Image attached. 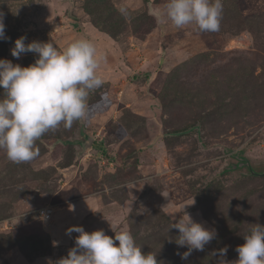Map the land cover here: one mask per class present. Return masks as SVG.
<instances>
[{"label":"rangeland","instance_id":"obj_1","mask_svg":"<svg viewBox=\"0 0 264 264\" xmlns=\"http://www.w3.org/2000/svg\"><path fill=\"white\" fill-rule=\"evenodd\" d=\"M166 3L0 0V59L34 63V53L11 55L21 36L60 50L88 38L107 58L86 119L45 133L31 162L0 150V264H57L75 246L73 226L128 230L159 264H217L219 249L237 260L264 224V174L234 167L242 157L264 171V0H223L220 30L205 33L175 27ZM88 197L107 210L80 213ZM185 213L217 237L182 260L187 246L170 227Z\"/></svg>","mask_w":264,"mask_h":264},{"label":"clouds","instance_id":"obj_2","mask_svg":"<svg viewBox=\"0 0 264 264\" xmlns=\"http://www.w3.org/2000/svg\"><path fill=\"white\" fill-rule=\"evenodd\" d=\"M223 10V0H167L163 15L177 28L194 26L201 33L218 32ZM121 12L126 14V9ZM6 39L0 12V40ZM25 40L21 36L15 41L11 55L19 59L22 54L34 53V63L22 67L0 59V150L14 163L35 160L40 154L36 141L45 133L61 126L70 129L74 122L87 118L90 95L105 84L99 73L107 62L88 38L77 39L63 50L51 41L26 44ZM111 228L114 237L103 229L90 233L82 226L67 229V235H79L67 257L57 264H159L157 254L143 252L130 231ZM172 228L179 232L175 243L188 249L177 253L182 260L193 251H204L217 237L215 229L195 222L187 213L172 223ZM244 241L235 249V261L225 259L227 247L219 249L217 264H264V224H254Z\"/></svg>","mask_w":264,"mask_h":264},{"label":"crops","instance_id":"obj_3","mask_svg":"<svg viewBox=\"0 0 264 264\" xmlns=\"http://www.w3.org/2000/svg\"><path fill=\"white\" fill-rule=\"evenodd\" d=\"M81 202H82V204L80 205V207H79L78 210H80V213L82 212V213H86V214L92 213L94 211L100 213L103 210L105 212V210H107V206H108V204L101 205L98 202V200L96 198H93V197H88L86 200H82ZM73 204H75V203H73ZM99 208H101V209H99ZM102 219H103L102 222H104V221L109 222L110 217L109 218H106V219H104V218H102Z\"/></svg>","mask_w":264,"mask_h":264},{"label":"water","instance_id":"obj_4","mask_svg":"<svg viewBox=\"0 0 264 264\" xmlns=\"http://www.w3.org/2000/svg\"><path fill=\"white\" fill-rule=\"evenodd\" d=\"M238 159H239L240 161L238 162L237 165H234V167H237V166H240V167H242V166H246V167H248V169H249V171H250L251 174H256V175L264 174V171H263V172H260V173L255 172V171L250 167L249 162H248L245 158L238 157Z\"/></svg>","mask_w":264,"mask_h":264},{"label":"built area","instance_id":"obj_5","mask_svg":"<svg viewBox=\"0 0 264 264\" xmlns=\"http://www.w3.org/2000/svg\"><path fill=\"white\" fill-rule=\"evenodd\" d=\"M40 216L42 217H46L44 220H48L51 216V214H53V208L50 207H43L40 210Z\"/></svg>","mask_w":264,"mask_h":264},{"label":"trees","instance_id":"obj_6","mask_svg":"<svg viewBox=\"0 0 264 264\" xmlns=\"http://www.w3.org/2000/svg\"><path fill=\"white\" fill-rule=\"evenodd\" d=\"M92 147H93L94 149H96V150L104 151V150L102 149V145H101L100 143L94 142L93 145H92Z\"/></svg>","mask_w":264,"mask_h":264}]
</instances>
